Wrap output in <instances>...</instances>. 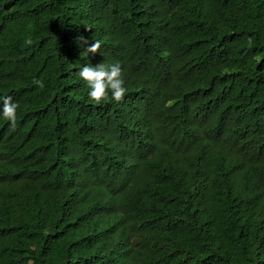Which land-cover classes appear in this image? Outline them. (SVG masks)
Segmentation results:
<instances>
[{
  "label": "trees",
  "instance_id": "1",
  "mask_svg": "<svg viewBox=\"0 0 264 264\" xmlns=\"http://www.w3.org/2000/svg\"><path fill=\"white\" fill-rule=\"evenodd\" d=\"M7 96L0 264H264V0H0Z\"/></svg>",
  "mask_w": 264,
  "mask_h": 264
},
{
  "label": "clouds",
  "instance_id": "2",
  "mask_svg": "<svg viewBox=\"0 0 264 264\" xmlns=\"http://www.w3.org/2000/svg\"><path fill=\"white\" fill-rule=\"evenodd\" d=\"M81 40H83V37H81ZM25 43L30 44L31 41L27 40ZM84 43L86 44L87 41H84ZM100 48L101 41L96 40L84 50V53L94 55ZM78 76L86 83L89 89L88 97L95 104H100L109 99L118 103L126 94L119 62L108 65L104 63L96 66L85 65L80 69ZM33 83L39 88L44 86L41 80H35ZM17 108L18 104L13 101L11 96L3 98L0 114L6 121L10 122V126L13 128L16 126Z\"/></svg>",
  "mask_w": 264,
  "mask_h": 264
}]
</instances>
